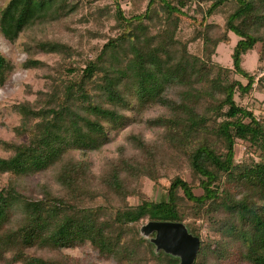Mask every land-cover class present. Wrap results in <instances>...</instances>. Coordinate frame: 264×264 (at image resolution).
<instances>
[{
  "label": "trees",
  "instance_id": "1",
  "mask_svg": "<svg viewBox=\"0 0 264 264\" xmlns=\"http://www.w3.org/2000/svg\"><path fill=\"white\" fill-rule=\"evenodd\" d=\"M112 2L113 34L92 56L59 37L23 43L22 66L39 70L44 84L26 86L34 97L15 104V138L0 141L9 152L0 157V264H93L64 252L87 244L112 264H177L139 237L137 225L148 220L185 222L200 238L194 264H264V118L233 97L255 83L264 92V75L241 65L257 46L264 59V0H147L128 15ZM78 9L76 0H8L0 33L15 42L40 26L73 30L64 22ZM217 14L222 25L208 22ZM185 21L194 28L181 38ZM229 32L238 37L232 68L212 58ZM195 41L199 53L189 49ZM42 53L58 58L48 64ZM11 69L0 53L1 82ZM154 107L162 111L145 117ZM130 126L96 165L90 154ZM238 143L248 152L239 160ZM173 170L165 193L149 199L143 179L159 184Z\"/></svg>",
  "mask_w": 264,
  "mask_h": 264
},
{
  "label": "rangeland",
  "instance_id": "2",
  "mask_svg": "<svg viewBox=\"0 0 264 264\" xmlns=\"http://www.w3.org/2000/svg\"><path fill=\"white\" fill-rule=\"evenodd\" d=\"M8 0H0V8H2ZM79 2V9L70 18L66 19L64 23L68 24L73 30H64L61 24L45 25L38 27L37 29H28L23 32L15 42H9L3 38L0 33V53L8 60L12 65L10 72H3L4 81H0V141H10L15 138L13 128L18 125L20 120V114L15 108V104L25 99H32L33 93H27L26 86L29 85L32 91L41 88L44 84V78H42L39 70L26 69L22 66L23 61L26 58L24 52L23 43L33 40L34 37H59L63 41L69 42L71 45L78 46L83 52V58L90 55L92 56L95 52L97 45H102L108 35L113 34L110 27L113 25L112 11L114 9L112 0H76ZM147 0H120L121 7L128 15L131 12L142 11ZM102 11L100 20L93 19V16L98 15L99 11ZM99 16V15H98ZM86 17V18H84ZM208 22H216L222 25L223 20L220 14L211 16L208 18ZM193 25L187 21L181 24L179 36L181 38H188L193 32ZM87 31H97L99 35L92 37ZM230 42L220 43L216 48V52L213 55V60L222 66L232 68L231 52L235 45L238 37L229 32L228 33ZM200 42L195 41L189 44V49L193 53H199ZM257 46L255 49L247 52L242 58V67L249 73H252L257 77L264 75V59L259 60ZM37 58L46 61L48 64H53L58 58L54 54H38ZM231 77L238 79L243 83L246 80L233 72ZM254 89L250 93L243 96H239L238 93L234 92L233 97L235 100L242 105H245L253 110L255 116L264 118V92L256 87V83L253 85ZM224 89V90H223ZM219 92L220 96L225 95L229 90L223 88ZM162 109L158 107L152 108L145 114V117L158 115ZM135 128V127H134ZM137 130H144L141 126L136 127ZM133 130V127H127L121 130L115 137V139L104 146L99 152L90 154V157L95 161L96 165L105 157L112 156L115 154V147L119 144L124 143V136ZM147 136H152V132L144 130ZM235 156L239 160L247 156L248 152L246 145L238 143L235 146ZM9 152L0 143V157H7ZM180 172V171H179ZM162 177L160 183L156 184L148 178H144L142 182V190L149 199H159L162 194L165 193V186L168 183V178L174 174V170L166 173L162 171ZM181 174L187 180H189V174L187 169H182ZM6 179L5 175H0V185L4 183ZM40 180V176L34 175L32 181L36 183ZM195 192L199 193V190ZM36 193L38 191L36 190ZM130 202L136 204L138 199L131 197ZM146 221L140 222L138 225L145 223ZM198 223V222H197ZM137 225V227H138ZM206 228L201 229V234H206ZM65 253L72 256L83 257L88 262L93 264H112L106 260H99L94 258L92 255L91 247L87 244L84 248L65 249Z\"/></svg>",
  "mask_w": 264,
  "mask_h": 264
},
{
  "label": "water",
  "instance_id": "3",
  "mask_svg": "<svg viewBox=\"0 0 264 264\" xmlns=\"http://www.w3.org/2000/svg\"><path fill=\"white\" fill-rule=\"evenodd\" d=\"M139 237L146 240L152 251H160L178 260L177 264H194L200 238L183 221L148 220L138 225Z\"/></svg>",
  "mask_w": 264,
  "mask_h": 264
}]
</instances>
